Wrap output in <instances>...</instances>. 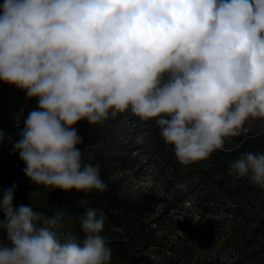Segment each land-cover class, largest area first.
Masks as SVG:
<instances>
[{
	"label": "clouds",
	"instance_id": "1",
	"mask_svg": "<svg viewBox=\"0 0 264 264\" xmlns=\"http://www.w3.org/2000/svg\"><path fill=\"white\" fill-rule=\"evenodd\" d=\"M0 79L37 104L12 140L32 182L103 191L77 121L154 119L190 163L264 117V0H3ZM229 171L264 188V151L241 152ZM15 188L0 194V264H110L103 211L86 206L83 236L61 239L64 213L14 203Z\"/></svg>",
	"mask_w": 264,
	"mask_h": 264
},
{
	"label": "trees",
	"instance_id": "2",
	"mask_svg": "<svg viewBox=\"0 0 264 264\" xmlns=\"http://www.w3.org/2000/svg\"><path fill=\"white\" fill-rule=\"evenodd\" d=\"M3 0H0V4ZM37 107L35 99H29L24 89L15 84L0 79V129H3L8 138L0 141V194L5 187L15 182L14 203L31 204L35 210L43 213L62 211L65 215L63 225L56 229L61 239L71 234L82 237L83 231L76 217L83 213L86 206L95 207L103 211L106 216L102 234L110 245L112 256L110 264H219V255L197 256L201 261H196L191 253V248L184 244V239L170 242L168 233L179 234L182 229L191 232L195 228L188 227L176 221L170 228L162 227L163 218L170 211L173 204L163 208V211L147 221L141 216L137 206L121 193V177L117 176L118 156L105 154L91 149L99 141V132L92 129L85 119L77 121L74 127L83 137L79 145L82 149V159L86 162L99 163L100 174L107 187L105 190L91 189L64 190L52 188L43 184L33 183L24 172V161L18 151L13 150L12 140L19 138V129L23 127V117L27 112ZM256 126L249 128L245 121L241 130L236 134H229L224 138L221 147L215 149L208 157L190 163H183L176 157L174 146L167 143L160 134L159 126L154 119H149L151 126V145L159 155L172 160L176 170L182 169L184 178L193 180L198 185H208L211 198L208 202L216 201L224 195L227 199L234 198L243 193H260L259 185L249 177H236L229 171V162L243 151H264V120L255 119ZM218 194L219 197H214ZM226 199V200H227ZM258 199H262L258 196ZM218 202V201H217ZM219 203V202H218ZM213 204V201L212 203ZM49 207V208H46ZM229 210V209H227ZM2 216V213H0ZM258 227L250 230L249 237L241 243L249 250L247 259H252L264 246V217L259 218ZM3 229V228H2ZM167 229L166 232H164ZM120 230L127 238L120 237ZM236 231V230H233ZM3 232L6 235L5 230ZM228 235L229 231H225ZM120 235V236H118ZM141 241H139V240ZM229 244L225 241L221 247L225 249ZM155 251L163 255V260L156 261L151 254L139 255L138 251ZM181 253V254H179ZM184 254V258H183ZM219 254V253H218ZM246 258L236 260L231 264H244ZM221 264V263H220Z\"/></svg>",
	"mask_w": 264,
	"mask_h": 264
},
{
	"label": "rangeland",
	"instance_id": "3",
	"mask_svg": "<svg viewBox=\"0 0 264 264\" xmlns=\"http://www.w3.org/2000/svg\"><path fill=\"white\" fill-rule=\"evenodd\" d=\"M255 119L264 120V117H250L246 120L249 128L256 126ZM85 120L100 136L98 143L91 149L118 156L117 164L120 169L116 172L117 176L121 177V193L137 206L146 221L173 204L174 207L166 213L161 226L170 228L178 221L195 228L193 232L182 229L179 234L168 233L170 242L184 239V244L191 248L196 261H201L197 256L217 254L220 257L219 264H231L243 257L246 258L244 264H264V246L254 258L247 259L250 251H246V247L241 244L249 237L250 230L259 226L258 219L264 217V188L259 186V194L251 191L233 200V195L228 199L222 195L217 200L219 203L212 199L211 204L212 201L206 200L211 198L207 190L208 185L197 186L193 180L185 179L182 169L176 170L172 160L159 155L152 147V130L148 120H141L130 112L109 117L97 125H93L86 118ZM229 136L227 135L228 138ZM258 196L262 199L259 200ZM214 197L219 196L214 194ZM64 219L65 215L63 222ZM120 231L122 234L123 231ZM225 231H229L228 235ZM120 237L127 238L124 234ZM225 241L229 246L222 249ZM0 242H6L2 227ZM162 252L169 254L165 250ZM148 253L156 261L163 260L164 254L155 251L137 252L139 255Z\"/></svg>",
	"mask_w": 264,
	"mask_h": 264
}]
</instances>
